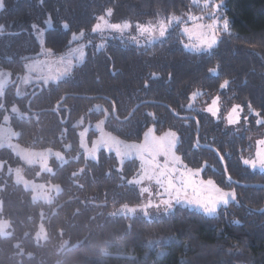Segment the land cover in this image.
<instances>
[{
    "label": "trees",
    "instance_id": "obj_1",
    "mask_svg": "<svg viewBox=\"0 0 264 264\" xmlns=\"http://www.w3.org/2000/svg\"><path fill=\"white\" fill-rule=\"evenodd\" d=\"M217 3L214 12L229 26L212 50H187L178 27L146 46L112 40L101 49L89 48L65 78L40 83L34 93L24 95L35 84H24L23 78L19 96L16 84L9 83L0 123L17 144L67 157L77 153L79 133L89 123H102L127 142L142 141L149 129L172 130L185 163L202 169L219 187L234 188L237 202L211 217L186 207L155 219L110 216L117 207L140 204L142 196L130 183L138 162L120 167L105 151L96 160L60 164L52 158L53 173L42 179L59 184L62 192L51 203L37 201L6 175L21 160L0 146V218L11 224V235L0 236V264H264V173L243 165V136L188 109L192 94L203 91L219 95L224 107H251L264 120V0ZM0 4V70L10 71L12 80L16 74L24 77V65L45 53L65 55L76 36L92 31L110 11L131 24L201 13L193 0ZM37 173L38 168L26 171L30 179ZM41 225L46 239L37 241Z\"/></svg>",
    "mask_w": 264,
    "mask_h": 264
},
{
    "label": "rangeland",
    "instance_id": "obj_2",
    "mask_svg": "<svg viewBox=\"0 0 264 264\" xmlns=\"http://www.w3.org/2000/svg\"><path fill=\"white\" fill-rule=\"evenodd\" d=\"M193 2L201 9L200 14L191 13L172 17L169 21L159 16L145 23L131 24L110 11L103 16V20H99L92 31L76 36L73 39V46L65 55L54 58L45 53L47 56L25 64L23 83L27 85L56 83L65 78L75 64L83 61L89 48L101 49L104 44L112 40L146 46L163 38L166 32L174 27L179 28L187 50L197 53L208 52L216 46L222 33L227 31L224 29V21L227 19L218 12H214L213 5L217 3V0H210L207 5L204 0H193ZM213 20L217 23L214 31L209 33L207 26L212 24ZM194 25L205 26L203 37L190 38L185 32L186 28L195 31ZM36 31L41 36L42 31ZM213 36L216 42L211 46L208 43L199 42L200 39L211 41ZM212 73L216 74V71L213 70ZM13 81L10 71L0 70V96L5 87ZM188 109L208 114L213 120L221 121L225 127L243 136L246 140L245 152L241 155L243 165L254 172L264 173V167L246 163L257 158L258 148L264 149V144L260 143L264 141V120L258 111L240 104L224 107L219 95L208 96L203 91L192 94ZM230 116L233 120L239 116L238 123H229ZM92 131H95L96 135L91 136ZM12 137L11 129L6 124L0 123V146L11 149L21 160V165L9 168L6 175L12 176L16 183L31 190L33 198L37 201L51 203L62 192L59 184L42 179L43 174L53 173L52 158L60 164L69 160H96L99 154L105 151L116 156L120 167L126 161L138 162L139 169L130 183L139 189L142 196L140 204L117 207L110 212V216L155 219L168 216L176 207H186L211 217L215 216L221 208L237 202L234 188L219 187L213 180L204 178L202 169L192 168L185 163L177 152L180 138L172 130L158 134L149 129L142 141L127 142L106 131L102 123H89L79 133L77 153L69 157L63 151L27 149L14 142ZM65 149H70V146H66ZM261 158H264V151H261ZM33 168H38V173L30 179L26 171ZM188 175L192 176L193 181L190 182L187 179ZM200 181L205 183L201 184ZM1 209L2 201L0 200V212ZM10 235V222L0 218V236L9 237ZM45 239L46 231L41 225L36 240L44 241Z\"/></svg>",
    "mask_w": 264,
    "mask_h": 264
},
{
    "label": "snow or ice",
    "instance_id": "obj_3",
    "mask_svg": "<svg viewBox=\"0 0 264 264\" xmlns=\"http://www.w3.org/2000/svg\"><path fill=\"white\" fill-rule=\"evenodd\" d=\"M209 2H210V0H204L205 5H207ZM219 8H220V3H216L215 5H213L214 11L219 10ZM101 20H103V17H101ZM216 23H217V21L213 20L212 24L207 26V31L209 33L214 31ZM117 27H119V26H117ZM227 28H228V22L225 20L224 21V29L227 30ZM194 29H195V31L187 29V28L185 29V32L190 36V38L192 36H196L197 38H200V37L204 36V30H205V26L204 25H194ZM161 35H163V33H161ZM199 42L200 43H208L209 46H211V44L215 43L216 40H215V36H213L211 41H208V40H205V39H200ZM256 115H259V113H256ZM238 121H239V116H237L235 120H233L231 118V116L229 117V123H238ZM260 143L264 144V141H261ZM261 151H264V149H259L258 148L257 158L254 161H246V163H249L252 166L260 165V166L264 167V158H261ZM187 179L190 182L193 181V178H192L191 175H188ZM200 183L203 184L205 182L204 181H200Z\"/></svg>",
    "mask_w": 264,
    "mask_h": 264
},
{
    "label": "water",
    "instance_id": "obj_4",
    "mask_svg": "<svg viewBox=\"0 0 264 264\" xmlns=\"http://www.w3.org/2000/svg\"><path fill=\"white\" fill-rule=\"evenodd\" d=\"M21 81H22V76H21L20 74H18V75L15 77L14 81L10 84V86H13V85L16 84L15 94H16L17 96H19V88H20ZM8 87H9V86H6V87H5L4 92H3V94H2V103H1V105H0V110H1V109L4 107V105H5L6 92H7ZM34 89H35V87L32 88V91H33ZM39 91H42V87H41V86H40ZM35 94H36V93H35ZM35 94H34V95H35ZM20 98H22V96H20ZM63 100H64V98H63ZM63 100H62L60 103H57V104H56V108H55L53 111H56V110H57V108H58L59 105L63 102Z\"/></svg>",
    "mask_w": 264,
    "mask_h": 264
},
{
    "label": "flooded vegetation",
    "instance_id": "obj_5",
    "mask_svg": "<svg viewBox=\"0 0 264 264\" xmlns=\"http://www.w3.org/2000/svg\"><path fill=\"white\" fill-rule=\"evenodd\" d=\"M34 87H35V89L32 91V88H34ZM38 87H39V84H35V85H33V86L30 88V90H29L28 92H26L24 95H29V94H31V93H34L35 90L38 89Z\"/></svg>",
    "mask_w": 264,
    "mask_h": 264
}]
</instances>
